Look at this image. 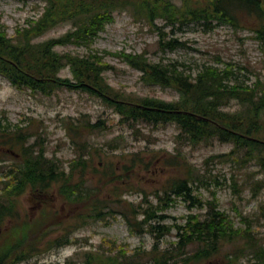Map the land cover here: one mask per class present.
<instances>
[{"label":"trees","instance_id":"16d2710c","mask_svg":"<svg viewBox=\"0 0 264 264\" xmlns=\"http://www.w3.org/2000/svg\"><path fill=\"white\" fill-rule=\"evenodd\" d=\"M36 1L42 4L40 12L28 19L26 26L15 28L14 35L9 36L0 23V75L13 87L43 95H50L58 88L84 91L101 98L125 120L172 123L185 144L216 139L230 144V150L223 155L226 159L241 154V162L251 161L264 167L263 80L257 78L251 85H227L224 80L229 78L230 72L226 69L204 66L190 77L175 66L150 62L143 53L123 55L128 65L140 71L145 83L172 87L179 94L174 102L142 98L134 103L107 86L103 73L108 66L101 55L89 48L103 25L112 20V14L120 11L145 20L149 26H155V20L160 19L164 26L199 22L202 25L224 23L240 28L239 23L247 22H242L245 17L254 23L251 31L264 43V0H182L181 5L170 0ZM63 23L70 24L64 34L40 39L48 30ZM68 45L84 46L88 52L73 55L59 53L55 49ZM163 45L173 49L177 43L170 40ZM63 68H68L71 78L60 76ZM232 99L240 108L235 112L225 111L224 107ZM98 128L99 122L83 119L65 125V133L79 152L75 153L71 165L64 167L55 156L46 153L38 141V134L33 142H29L35 135L33 132L18 124H10L4 116L0 117V162L3 163L0 172V264H15L40 251L71 243L70 229L80 221H71L59 236L46 239L59 224H55L56 212L43 201L51 192L66 204L83 203L91 214L86 218L100 219L108 211L117 213L134 233H149L153 237L148 250H134L127 254L113 243V254H107L99 246L98 250L84 251L79 259L76 256L77 261L71 259L68 264H204L219 255L226 243L235 246L223 264H236L239 255L244 253L247 263L264 264V248L252 236L250 228L235 227L213 202H207L206 213L200 219L188 214L182 224L164 225L162 211L172 201V195L188 200L191 207H203V203L192 194L193 179L190 178V169L184 167V157L178 155L180 151H176L171 160L164 161L169 166H179L181 176L168 181L163 195H157L158 202L154 208H141V204L119 198L124 185L113 184L110 192L100 197L104 185L115 177L113 169H110L109 178L98 179L95 184L87 176L92 149L85 138ZM107 144L118 147L115 141ZM140 163L141 157L133 153L124 168L133 169ZM232 183L236 184L235 181ZM26 193L42 203L33 217H24L18 211L19 197ZM137 216L141 218L138 220ZM81 221H85L83 216ZM245 224L248 227L246 220ZM172 227L175 239L162 247L161 238Z\"/></svg>","mask_w":264,"mask_h":264},{"label":"rangeland","instance_id":"374dc122","mask_svg":"<svg viewBox=\"0 0 264 264\" xmlns=\"http://www.w3.org/2000/svg\"><path fill=\"white\" fill-rule=\"evenodd\" d=\"M170 1L176 5L182 3V0ZM41 6L36 0H0V23L9 36L14 35L15 28L26 26L28 19L38 15ZM242 22L246 23H239L240 28L224 23L202 25L199 22L164 26L162 20L156 19L155 26H149L145 20L135 19L128 12L120 11L112 14V20L103 25L89 48L91 52L101 55L108 66L103 73L107 86L128 101L135 103L142 98H154L174 102L179 95L176 90L145 83L140 71L128 65L123 55L143 53L150 62L175 66L190 77H194L204 66L226 69L230 72L229 78L224 80L227 85H251L257 78L264 81V43L251 31L255 26L253 22L245 17ZM69 27L68 23L59 24L40 39L60 36ZM170 40L177 43L173 49L163 45ZM55 49L59 53L73 55L88 52L84 46H57ZM59 74L71 78L68 68H63ZM238 108L239 104L232 99L224 110L235 112ZM3 116L10 124H18L33 132L35 135L29 142L39 135L38 141L46 153L55 156L64 167L70 166L75 153L79 152L65 133V125L80 119L99 122V128L85 138L92 149L87 176L95 184L98 179L109 178L110 169H113L115 178L112 182L107 181L100 197L110 192L113 184L124 185L119 198L141 204V208L157 206V195H163L168 181L181 176L179 166H169L164 161L171 160L176 151H180L178 155L184 157V167L190 169V178L193 179L192 194L203 203V207H191L188 200L172 195V201L162 211L165 215L162 221L164 225L171 227L175 223L182 224L188 214L200 219L206 213L207 202H213L235 227L250 228L252 236L264 248V167L251 161L241 162V154L229 159L223 157L230 150V144L216 139L194 145L185 144L172 123L126 121L112 106L87 92L58 88L50 95H43L26 88H15L0 75V117ZM110 141H115L118 147H110L107 144ZM133 153L141 157L142 163L125 170ZM2 166L0 162V172ZM27 194L19 197L18 211L24 217H33L42 203ZM109 198L117 199L116 196ZM43 201L56 212L55 224L59 222L46 239L59 236L64 232L65 225L80 221L70 229L71 243L40 251L15 264H68L71 259L77 261L84 251L98 250L99 246L100 250L113 254L115 248L112 244L115 243L119 250L131 254L134 250H148L153 243L149 233H134L117 213L108 211L100 219L86 218L91 214L83 203L66 204L55 192L48 194ZM82 216L85 218L83 223ZM140 218L137 216L138 220ZM174 232L173 228L161 238L162 247L175 239ZM234 246L226 243L219 255L204 264H223ZM244 255H239L236 264H249Z\"/></svg>","mask_w":264,"mask_h":264}]
</instances>
